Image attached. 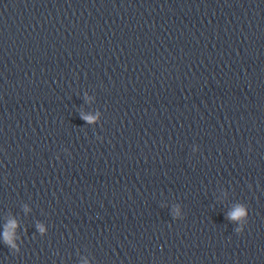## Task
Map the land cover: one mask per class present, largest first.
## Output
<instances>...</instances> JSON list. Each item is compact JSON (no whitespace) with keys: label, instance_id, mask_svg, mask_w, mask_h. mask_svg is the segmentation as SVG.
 <instances>
[{"label":"water","instance_id":"water-1","mask_svg":"<svg viewBox=\"0 0 264 264\" xmlns=\"http://www.w3.org/2000/svg\"><path fill=\"white\" fill-rule=\"evenodd\" d=\"M11 220L0 264H264V0H0Z\"/></svg>","mask_w":264,"mask_h":264},{"label":"clouds","instance_id":"clouds-1","mask_svg":"<svg viewBox=\"0 0 264 264\" xmlns=\"http://www.w3.org/2000/svg\"><path fill=\"white\" fill-rule=\"evenodd\" d=\"M86 122L88 123H96L99 121L100 117L99 114L95 116H84L82 117ZM27 211V209H26ZM175 215L177 217L180 216V211L177 209L175 211ZM229 220L237 223L239 227L237 228V232L243 233L245 227H246V221H247V209L243 206H236L227 217ZM18 228V225L15 220L9 221L3 229V232L0 233V239H2L3 243L8 246L9 248L19 251V247L16 243L17 236L15 230ZM38 230L41 234H44L46 232V229L43 225H38ZM83 264H89L88 260L85 259L83 261Z\"/></svg>","mask_w":264,"mask_h":264}]
</instances>
